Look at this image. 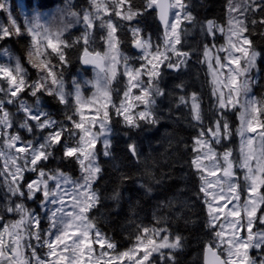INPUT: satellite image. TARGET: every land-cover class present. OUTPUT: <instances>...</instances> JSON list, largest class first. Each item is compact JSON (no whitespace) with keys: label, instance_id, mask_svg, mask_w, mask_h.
<instances>
[{"label":"snow or ice","instance_id":"6c2138e0","mask_svg":"<svg viewBox=\"0 0 264 264\" xmlns=\"http://www.w3.org/2000/svg\"><path fill=\"white\" fill-rule=\"evenodd\" d=\"M257 11L264 13V0H228L227 27L211 19L200 23L197 60L212 76L215 98L206 117L202 94L189 92L183 80L166 84L161 69L180 79L195 55L185 49L190 26L199 23L191 0H89L80 11L66 0L58 17L37 13L23 21L8 0H0V57L7 58L0 62V264H178L176 252L186 238L164 225L190 222L185 215L190 198L160 200L157 209L163 214L153 213L154 225L137 224L123 251L90 215L101 200L95 187L103 173L100 157L114 160L117 124L127 138L125 158L143 162L145 175L161 183L132 134L172 119L165 116L172 105L189 109L188 126L195 130L185 148L194 154L188 163L200 181L196 195L206 206L204 264H264V96L253 94L255 86L264 87L257 63L262 53L254 39L264 41V30L257 28L264 29V15L257 19ZM148 17L161 31L147 30ZM75 25L82 31L73 39L69 29ZM221 37L224 43L218 44ZM18 39L26 41L35 77L24 58L14 55L11 42ZM73 50L96 70L95 78L84 82L95 90L91 96L77 80L66 88L64 70ZM49 98L62 106L59 117L48 110ZM230 114L239 121L235 130ZM236 136L238 160L229 146ZM65 164L76 166L71 174ZM234 167L245 170L243 187L233 179ZM113 168L119 172L120 166ZM118 178L121 184L131 179L123 172ZM139 187L146 195L153 192L148 184ZM111 199L119 202V187ZM94 244L100 245L98 254Z\"/></svg>","mask_w":264,"mask_h":264},{"label":"trees","instance_id":"16d2710c","mask_svg":"<svg viewBox=\"0 0 264 264\" xmlns=\"http://www.w3.org/2000/svg\"><path fill=\"white\" fill-rule=\"evenodd\" d=\"M21 1L26 2V0ZM27 2L26 6L35 5L34 8L40 10L64 4V0H27ZM227 3L228 0H191V11L199 22L195 26L197 27L200 23L209 19L224 24L227 16ZM88 6L89 0H74L73 2V8L77 11L88 8ZM262 15L264 13L259 11L255 13L257 19H260ZM145 27L150 33L161 31V28L158 27V21L153 17L147 18ZM257 28L258 30H264L259 29V25ZM80 31V28L70 30L72 38L78 36ZM188 37L185 38L187 41L185 44L186 50L192 47L191 44H188L191 42ZM195 38L201 39L198 29H196ZM254 39L257 40L258 50L262 53L257 63L261 68L262 78L260 82L264 85V41L260 40L258 36ZM11 47L15 50L14 55L23 57L25 62L26 41L23 39L13 40ZM122 50L131 53L128 48L123 46ZM81 54L82 52L78 53L75 50L69 53L71 63L64 70V77L67 82H70L72 78L77 79V73L79 72L89 75L88 68L78 59ZM194 59L195 56L193 55L189 62V68L184 71L180 79H177L175 73L164 67V82L171 86L173 83H179L180 80H183L189 92L191 90L199 91L202 94V108L207 117L211 114L209 111L212 103L211 95L209 96L211 84L204 64L193 63ZM29 71L31 76L35 77L34 71L30 68ZM120 86L122 87V83ZM255 91L260 96L263 95L259 86H255ZM178 94L181 93L178 92ZM168 106L169 102L166 101L163 107L167 108ZM61 108L62 106L55 101L48 99V110L53 115L59 117ZM188 112V108L182 106L177 109L172 105L171 113L165 112V116L170 115L172 119H165L151 131L145 129L132 134L137 140L141 152L147 157L148 168L156 179L161 181L160 184H156L145 175V164L143 162L137 165L130 156L127 159L125 158L127 138L123 136L124 130L122 127L119 124L116 125L117 135L113 140L114 160H108L102 155L100 157L103 173L98 178L95 187L100 192L101 200L97 207L91 210L90 215L95 218L102 232L116 242L118 251L126 250L130 246L137 224L141 222L145 225L155 224L153 213L156 215L163 214L161 210L157 209L160 200L174 196L180 199L190 198V208L185 213L190 222L185 224L181 220L164 226L170 227L174 233L182 234L186 238L185 247L176 252L178 264H204V243L208 239L206 230L203 228L206 206H202L199 197L196 195L200 181L193 174L195 169L190 168L188 163L194 154L188 148H185V142L191 145L192 137L195 135V130L188 126L190 123ZM234 119L237 120L236 116H234ZM114 163L120 166L119 172L113 168ZM62 167L71 174L76 166L65 164ZM120 172L126 173L131 179L121 184L118 178ZM141 183L148 184L153 188L151 195H146L144 189L139 187ZM117 187L121 191L119 202L111 199L112 192ZM262 191H264V188H262ZM137 200L139 203H137Z\"/></svg>","mask_w":264,"mask_h":264},{"label":"rangeland","instance_id":"374dc122","mask_svg":"<svg viewBox=\"0 0 264 264\" xmlns=\"http://www.w3.org/2000/svg\"><path fill=\"white\" fill-rule=\"evenodd\" d=\"M68 2H70L73 5L74 0H68ZM236 2L243 3V0H236ZM27 3H28L27 0H26L25 3H23L21 0H8V6H9L10 10L12 11L13 15L16 16L21 21H23L24 19L30 18L31 16H33V15H35L37 13L41 14L45 19H51L54 16L58 17L60 15V10L63 9L66 6V0H64V4H62V5H57V6L53 7V8H51V9H47V10H39L37 8H34L35 5L30 6V7L26 6ZM12 8H14V9H12ZM73 10L74 11H77L74 8H73ZM221 25L227 27V16H226L225 23L224 24H221ZM75 28H80V30L82 31V26L81 25H75L72 29H75ZM72 29H69V31L72 30ZM196 29L199 30L200 35H201V39H196L195 38ZM193 34H194V36H193ZM188 36L187 37L191 41L188 44H191L192 45V47H189V48H191L192 51L195 53V55H194L195 56V59L192 62L193 63H196V64H199V65H202L197 60V56L200 54V52L202 50V41H203V36H202L201 31H200V24L197 27L196 26H190V32H189ZM186 43H187V41H186ZM217 43L218 44L224 43V38L221 37L217 41ZM49 51H50V49H49ZM122 51L126 55H132V52L131 53H127L124 50H122ZM27 54H28V48H27V50L25 52L26 59H25L24 65L28 69L29 68L32 69L31 68V65L27 62ZM221 55H223V54H221ZM0 62H7V58L0 57ZM204 66H205V70H206L207 75H208V80H209V82L211 84L212 76L209 74V70L207 69L206 64H204ZM161 69L164 72V66L163 65H161ZM32 70L34 71V73L36 75V70L35 69H32ZM120 70H121L120 69V66H118V73H119ZM89 71H90L89 75H86L83 72H79V73H77V75H78V78L77 79L72 78L70 82H67L66 81V88L71 85V83H72L73 80H77V81H79L82 84V92L84 93V95L85 96H91L92 93L95 90L91 87V85H86V84H84V82L85 81H88V80H93L95 78V76H96V70H94V68L91 67ZM170 71L172 72V70H170ZM263 73H264V70H263ZM29 74L31 75L30 71H29ZM253 74L255 75V73H253ZM118 78H119V76H118ZM124 79H126V78H124ZM144 79L146 80L147 77H144ZM186 80H187V78H186ZM263 80H264V77H263ZM260 84L263 85L261 82H260ZM85 89H87V90H85ZM211 89H212V84H211ZM259 89L261 90V93L263 94L262 96H264V87L259 86ZM133 91H134V93H137L138 94V90H135L134 89ZM191 91H193V90H191ZM210 93H211V90L209 91V96H210ZM253 94L256 95L257 97H260V94L259 93H256L255 87L253 88ZM211 98H212V101L215 99L214 97H211ZM85 114L86 115H92L93 112L90 111V110H88V109H85ZM234 116L235 115H233V114H230V116H229L230 121L232 122V125H233V130H235V127H237L238 124H239V121L238 120H235L234 119ZM167 120H170V119H167ZM259 130L260 129H258V131ZM229 146L233 148V150H234V156L238 160L239 157H240V153H239L240 138H239V136H236L234 138L233 142ZM98 147H100V146L98 145ZM217 151H222V149L219 146H217ZM0 163H2V161H0ZM204 163L205 164H209L208 161H204ZM244 171L245 170H241L239 168L234 167V172H236V176L233 179L234 180H238L240 182V184H241L242 187L244 185V182H243ZM205 175H207L206 172H205ZM217 175L222 176V173H218ZM209 179H213L214 180L215 177H209ZM261 191H262V189H261ZM242 200H243V198H242ZM220 203H224V202L221 201ZM241 203H242V201H241ZM229 207H231V205H229ZM225 211H227V209H225ZM9 219H13V217L11 215H9ZM221 219L223 220V217H221ZM0 228H2V225H0ZM10 239L11 238L8 237L7 235L5 236V240L6 241L10 242ZM34 243H35V241H34ZM93 247L96 250V253L95 254H98L99 251L101 250L100 249V245L99 244H94ZM45 251H46V249L41 250V255H43V252H45ZM28 254H30V250L29 249H25V255H28ZM124 264H127V261H125Z\"/></svg>","mask_w":264,"mask_h":264},{"label":"water","instance_id":"95a60500","mask_svg":"<svg viewBox=\"0 0 264 264\" xmlns=\"http://www.w3.org/2000/svg\"><path fill=\"white\" fill-rule=\"evenodd\" d=\"M87 66H92V65H87ZM203 261H204V253H203Z\"/></svg>","mask_w":264,"mask_h":264}]
</instances>
